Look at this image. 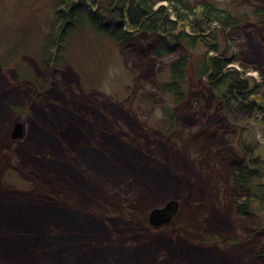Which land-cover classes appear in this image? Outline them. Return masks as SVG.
Wrapping results in <instances>:
<instances>
[{
  "label": "rangeland",
  "instance_id": "1",
  "mask_svg": "<svg viewBox=\"0 0 264 264\" xmlns=\"http://www.w3.org/2000/svg\"><path fill=\"white\" fill-rule=\"evenodd\" d=\"M16 1L0 0V12L13 14ZM37 1L35 6L46 10L50 0ZM210 1L230 10L242 26L232 39L218 22L209 28L198 25L204 41L198 40L190 50L182 128L167 129L161 122L163 106L173 105L171 97L158 89L170 77V64L142 58L126 47L119 49L87 29L73 39L76 63L70 60L68 67L60 68L66 76L60 80L54 76L46 91L28 100L27 112L15 114L11 122L4 117L0 264H256L250 255L257 239L234 244L229 236L236 232L227 183L229 164L220 154L224 146L214 149L204 134L217 132L230 142L225 147L231 153L241 154L243 142L253 149L254 157L264 156L262 114L249 112L240 100H228L224 111L223 100L208 91L209 75H199L197 66L203 53L223 54L232 58L229 68L262 83L264 0ZM163 6L167 2L157 8ZM170 17L176 19L174 13ZM184 28L191 30L189 25ZM151 38L152 34L138 31L131 43L135 48L145 46ZM213 44L219 46L217 51L210 47ZM10 70L3 73L11 77ZM21 86L20 80H10V86L0 91V107L6 103L8 109L9 93ZM16 121L23 123L24 131L14 138ZM178 130L204 137L186 144L184 132ZM68 172L75 173V182ZM80 181L83 192L78 194L75 188ZM44 188L57 198H45ZM170 199L178 202L177 212L169 222L154 226L150 211ZM32 200L65 204V224L55 223L43 209L30 204ZM15 207L22 211L16 220L25 225V235L49 238L45 246H57L60 257L45 252L31 262L20 259L6 233V219L16 215ZM51 232L58 234L56 239Z\"/></svg>",
  "mask_w": 264,
  "mask_h": 264
},
{
  "label": "trees",
  "instance_id": "2",
  "mask_svg": "<svg viewBox=\"0 0 264 264\" xmlns=\"http://www.w3.org/2000/svg\"><path fill=\"white\" fill-rule=\"evenodd\" d=\"M36 1L17 0L13 14L11 11L0 12V91L8 88L13 79L20 80L22 84L20 91L16 90L17 95L16 91L8 95L7 104H10L7 107L10 111L5 108L6 103L0 107V143L3 132L7 131L4 117L11 122L15 114L27 112L28 100L35 99L42 91H46L44 89L50 86L54 76L59 80L63 79L67 72L60 68L68 67L70 60L76 63L73 39L78 31L87 29L96 38L101 34L100 37H106L111 45L119 49L126 47L132 53H139L142 58L163 63L167 61L170 64V77L160 83L158 89L160 94L170 96L173 104L171 108L169 104L163 106L164 116L161 122L167 129L176 131L179 127L182 128L181 124L186 119L181 114V106L188 99L185 82L190 50L199 44L198 40L204 41L201 34L197 35L202 30L198 25H208L209 28L213 22H218V28L232 39L242 26L240 18L210 0H50L45 6L46 10L36 7ZM89 1L97 8L95 12L89 9ZM160 2H167L168 6L157 8ZM23 5L27 6L24 9L18 8ZM31 5L33 9L30 8ZM171 13H174L176 19L170 17ZM188 25L190 31L184 28ZM138 31L150 33L152 38L147 45L135 48L131 41ZM205 42L208 43L207 40ZM210 47L216 51L219 49L217 44ZM230 61L232 59L223 54L210 57L203 53L198 60L197 72L199 75H209L211 80L208 82V91L215 92L223 100L224 111L228 100H240L249 112L254 115L262 114L264 135V81L257 84L251 78H243V72L228 67ZM235 61L238 58H234L233 62ZM8 68L13 72L11 77L3 73ZM53 68H56L55 72ZM183 135L186 144L194 140L200 141V138L206 136L207 143L214 149L217 145L221 148L224 146L220 151L224 158L220 159L223 158L229 164L227 183L233 195L232 215L236 229L229 236L234 244L247 238L257 239L250 256L254 263L264 264V156L254 157L251 152L253 149L243 142H240L244 145H240L241 154L231 153L225 147L230 142L221 138L217 132L204 136L198 133L194 137L187 136L185 132ZM239 139H243L242 135ZM10 185L15 186L12 183ZM82 187V181L78 182L75 188L78 194L83 192ZM43 191L46 193H43L45 198L48 195L53 198L58 196L47 193L45 188ZM30 204L43 209L44 214L53 218L55 223L60 222L62 226L65 224V214L62 212L65 204H53L51 200H32ZM13 211L16 215L11 214L6 219V233L12 247L16 248L15 251H20V259L31 262L37 257V253L45 252L60 257L57 246H45V242L50 241L49 238L39 234L26 236L23 231L25 225L16 220L17 215L22 216V211L18 207ZM3 212L4 210L0 211L2 214ZM4 219L2 217L3 221ZM9 226L17 228L16 232ZM49 235L55 238L58 234L51 232Z\"/></svg>",
  "mask_w": 264,
  "mask_h": 264
},
{
  "label": "water",
  "instance_id": "3",
  "mask_svg": "<svg viewBox=\"0 0 264 264\" xmlns=\"http://www.w3.org/2000/svg\"><path fill=\"white\" fill-rule=\"evenodd\" d=\"M24 125L20 121H16L11 135L14 138L23 135ZM178 210V202L176 200L168 201L163 207L153 208L149 214V220L154 226L163 225L171 220Z\"/></svg>",
  "mask_w": 264,
  "mask_h": 264
},
{
  "label": "bare ground",
  "instance_id": "4",
  "mask_svg": "<svg viewBox=\"0 0 264 264\" xmlns=\"http://www.w3.org/2000/svg\"><path fill=\"white\" fill-rule=\"evenodd\" d=\"M68 175L71 177L70 179H71L72 181H74V179H75L74 177H75V176H73V175H75V173H69ZM73 178H74V179H73ZM74 182H75V181H74Z\"/></svg>",
  "mask_w": 264,
  "mask_h": 264
},
{
  "label": "flooded vegetation",
  "instance_id": "5",
  "mask_svg": "<svg viewBox=\"0 0 264 264\" xmlns=\"http://www.w3.org/2000/svg\"><path fill=\"white\" fill-rule=\"evenodd\" d=\"M197 35H200V33H197ZM232 59V58H231Z\"/></svg>",
  "mask_w": 264,
  "mask_h": 264
}]
</instances>
